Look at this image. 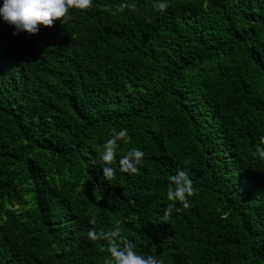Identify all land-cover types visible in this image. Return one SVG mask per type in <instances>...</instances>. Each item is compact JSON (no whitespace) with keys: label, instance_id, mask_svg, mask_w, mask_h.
I'll list each match as a JSON object with an SVG mask.
<instances>
[{"label":"trees","instance_id":"16d2710c","mask_svg":"<svg viewBox=\"0 0 264 264\" xmlns=\"http://www.w3.org/2000/svg\"><path fill=\"white\" fill-rule=\"evenodd\" d=\"M14 32L0 17V264H106L87 233L117 226L162 264H264V0H93ZM183 168L196 194L162 222Z\"/></svg>","mask_w":264,"mask_h":264},{"label":"clouds","instance_id":"9594fccd","mask_svg":"<svg viewBox=\"0 0 264 264\" xmlns=\"http://www.w3.org/2000/svg\"><path fill=\"white\" fill-rule=\"evenodd\" d=\"M93 0H0V17L9 25L14 26L15 32H26L30 35H36L39 32V26L52 27L59 20L64 23L68 19L70 9L85 11L92 7ZM156 11L163 14L167 11L169 5L166 2H157L154 5ZM123 11L125 8L137 11L135 4H122L119 6ZM150 23L151 20L148 19ZM128 137L127 129L120 131L113 130L111 138L103 144V150L98 153L97 162L102 165L103 177L108 182L112 181L117 169L111 165L116 160V149L118 141ZM254 155L264 160V136L260 137L256 146ZM145 153L139 148H131L119 160V170L122 173L132 175L139 174L140 167L143 166ZM184 165H190L191 160L183 161ZM196 194L193 188L192 180L188 175L187 168L178 170L176 174L169 177V187L167 199L170 203L164 208L162 222H168L173 211L179 213L182 209L190 207L188 197ZM177 203L181 207H177ZM95 226L96 218L92 217L89 221ZM88 239L95 242L105 240L108 242V252L110 259L106 264H162L154 256H144L135 251V244L123 236L120 227L107 232L96 231L95 227L87 233Z\"/></svg>","mask_w":264,"mask_h":264}]
</instances>
